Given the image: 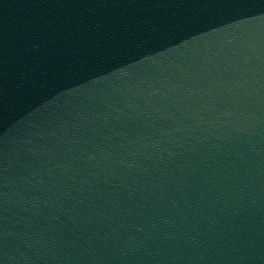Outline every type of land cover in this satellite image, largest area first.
Returning <instances> with one entry per match:
<instances>
[{
	"label": "water",
	"instance_id": "obj_1",
	"mask_svg": "<svg viewBox=\"0 0 264 264\" xmlns=\"http://www.w3.org/2000/svg\"><path fill=\"white\" fill-rule=\"evenodd\" d=\"M0 264H264V0H0Z\"/></svg>",
	"mask_w": 264,
	"mask_h": 264
}]
</instances>
